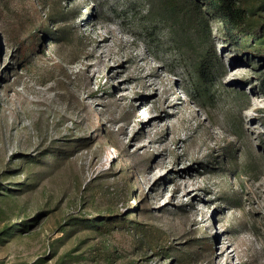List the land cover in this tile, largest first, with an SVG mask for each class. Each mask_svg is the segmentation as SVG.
<instances>
[{
	"label": "rangeland",
	"instance_id": "374dc122",
	"mask_svg": "<svg viewBox=\"0 0 264 264\" xmlns=\"http://www.w3.org/2000/svg\"><path fill=\"white\" fill-rule=\"evenodd\" d=\"M149 2L0 1V185L24 182L23 174L1 180L6 167L49 147L65 151L57 163L31 165L22 197L0 199V264H106L109 254V264H173L132 230L99 235L74 223L62 231L106 212L162 231L159 244L178 264H264L256 60L211 15L215 86L207 99L188 98L180 90L193 83L195 35L175 17L147 25ZM68 9L67 39L41 47L46 14ZM35 37L37 51L18 70L20 42ZM26 216L35 217L29 229L4 234Z\"/></svg>",
	"mask_w": 264,
	"mask_h": 264
},
{
	"label": "trees",
	"instance_id": "16d2710c",
	"mask_svg": "<svg viewBox=\"0 0 264 264\" xmlns=\"http://www.w3.org/2000/svg\"><path fill=\"white\" fill-rule=\"evenodd\" d=\"M1 1V0H0ZM150 1V10L146 16L147 25L159 23L163 21V16L169 18L185 20L190 23L192 33L195 35L196 43L198 44V52L192 64V81L189 89L181 88V93L186 94L191 98L190 92L202 99L209 98L212 95L211 90L215 86L214 76L218 70V62L216 59L213 46L210 43V16H214L221 24V32L226 37L227 41L233 46L240 47L246 56V60H256V66L259 74L258 78L264 86V0H148ZM162 11V13H160ZM73 11H53L46 14L47 18L42 24L41 31L43 34L40 46H43V41H51L53 44L64 43L67 39V27L64 21L68 19L69 13ZM162 16V17H161ZM178 21V20H177ZM141 20L137 23L141 27L143 34L149 32L151 27L145 26ZM234 33L240 36H234ZM38 38H33L32 41L20 42L21 48L15 52V67L18 70H24L29 65L31 55L37 51ZM183 49V48H182ZM38 51H41L38 50ZM13 58V59H14ZM205 98V99H207ZM203 101V100H202ZM101 129V128H100ZM102 131V130H100ZM79 141V140H75ZM116 147V146H115ZM46 148L39 159L26 157L20 167L7 168L1 174V180L7 177H19L25 175L24 182L16 180L15 182H7V186L0 185V199L5 200L12 197H22L19 193L23 188L32 185L29 181H33V177L28 174L31 165L36 163L46 164L57 163L63 159V152L56 153V150ZM117 149V148H116ZM59 151V150H58ZM62 155V156H61ZM45 158V160H43ZM120 160V159H119ZM118 160V161H119ZM122 173V171H121ZM10 177V178H11ZM13 185V187L9 186ZM16 187V188H15ZM35 220L29 216L18 217L9 226L5 228L4 234L13 237L17 233L29 229L31 222ZM74 223H80L83 229L90 230L93 233L103 235L115 229L132 230L138 235L139 241H146L150 251L154 256L169 258L173 264H178L179 257L170 255L172 248H165L159 244L162 231L156 228L147 227L145 224L131 221L128 216L113 214L106 212L98 218H81L73 220L63 228V233L70 230ZM91 259L95 262L96 251L90 254ZM105 263L111 261L110 254L105 256ZM184 264V263H183Z\"/></svg>",
	"mask_w": 264,
	"mask_h": 264
}]
</instances>
